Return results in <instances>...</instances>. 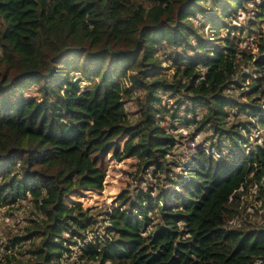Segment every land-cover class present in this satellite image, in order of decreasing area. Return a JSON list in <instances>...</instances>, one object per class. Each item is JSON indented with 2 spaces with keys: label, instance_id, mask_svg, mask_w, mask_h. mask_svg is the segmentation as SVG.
<instances>
[{
  "label": "trees",
  "instance_id": "16d2710c",
  "mask_svg": "<svg viewBox=\"0 0 264 264\" xmlns=\"http://www.w3.org/2000/svg\"><path fill=\"white\" fill-rule=\"evenodd\" d=\"M263 23L264 0H0V210L32 215L0 264H264L242 211L264 196ZM108 146L137 184L98 221L71 197Z\"/></svg>",
  "mask_w": 264,
  "mask_h": 264
},
{
  "label": "rangeland",
  "instance_id": "374dc122",
  "mask_svg": "<svg viewBox=\"0 0 264 264\" xmlns=\"http://www.w3.org/2000/svg\"><path fill=\"white\" fill-rule=\"evenodd\" d=\"M262 27L264 29V23ZM257 135H259V131L253 129L251 136ZM190 141L191 140L188 139L184 145V149L187 151L186 153H189L188 148L191 146L188 142ZM192 141L195 145L198 143L197 139H193ZM113 152L114 149L108 146L101 153H95L83 161L81 169L88 175L87 187L83 191L84 193L81 197H71L72 201L80 203L83 207H89L98 221L103 216H101V214L108 210L109 205L115 204L121 207L124 206L126 201L122 196L134 190L137 184L134 175L135 168L133 167L134 159L126 158L119 160L114 156ZM242 211L244 216L251 220L260 221L264 219V196L257 194L255 189L247 191V194L244 196V201L242 202ZM245 211H250L252 215L248 217ZM3 213L4 211L0 210V250L4 249L6 252L4 246L6 242L5 239L11 235L9 230L11 229L17 232L18 235L25 233L24 227L32 224V222L27 221L26 216L32 217V215L28 214V211L25 213L16 212L12 216L3 215ZM99 224L104 223L98 222L94 228L99 229ZM23 245L22 248H14V253L16 256L21 257V259L26 260L29 254L25 253L26 244ZM19 251L24 254L19 255L17 253ZM67 264L82 263L76 262V257L71 253V256L67 258Z\"/></svg>",
  "mask_w": 264,
  "mask_h": 264
},
{
  "label": "built area",
  "instance_id": "2783aa9c",
  "mask_svg": "<svg viewBox=\"0 0 264 264\" xmlns=\"http://www.w3.org/2000/svg\"><path fill=\"white\" fill-rule=\"evenodd\" d=\"M188 144L191 146L190 148H188L191 151H194L197 147V144L195 145L193 141L188 142Z\"/></svg>",
  "mask_w": 264,
  "mask_h": 264
}]
</instances>
